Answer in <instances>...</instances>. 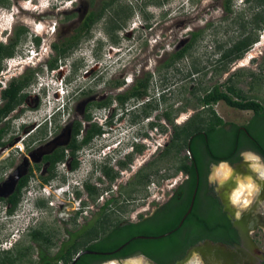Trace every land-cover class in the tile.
Segmentation results:
<instances>
[{"label":"flooded vegetation","instance_id":"flooded-vegetation-1","mask_svg":"<svg viewBox=\"0 0 264 264\" xmlns=\"http://www.w3.org/2000/svg\"><path fill=\"white\" fill-rule=\"evenodd\" d=\"M92 14L61 42L65 47L92 32L94 26L85 30ZM11 29L0 27V43ZM36 34L30 35L27 61L11 67H24L18 75L6 77L5 64L13 56L0 57V107L4 91L10 100L11 89L26 80L30 69L44 67L56 79L64 77V87L78 83L63 71L68 55H56L53 45L59 44L37 51ZM104 56H96L87 78L81 76L90 84L75 86L65 98L64 121L60 115L53 123L27 115L47 96L32 79L17 93L20 104L0 122V132L5 129L0 133V264H264V177L251 165L258 160L264 169V100L241 109L198 98L174 110L172 101L149 99L148 91L140 99H120L132 82L122 74L108 83L112 92L91 97L96 86L108 82ZM74 62L63 65L73 68ZM78 99L84 101L81 113L70 116ZM230 112L249 115L237 123L223 116ZM123 133L129 141L119 139ZM61 148L64 159L52 164ZM221 165L233 173L224 182L212 175ZM244 173L255 191L248 203L234 204V179ZM64 182L71 184L75 201L50 190ZM45 187L49 194L39 195ZM68 206L71 213L65 211ZM99 241L106 251L93 249Z\"/></svg>","mask_w":264,"mask_h":264},{"label":"rangeland","instance_id":"rangeland-1","mask_svg":"<svg viewBox=\"0 0 264 264\" xmlns=\"http://www.w3.org/2000/svg\"><path fill=\"white\" fill-rule=\"evenodd\" d=\"M105 1L109 0H94L93 4L91 0H10V8L0 7V27L9 28L12 25L10 37L5 38V32L1 36L3 44L12 40L16 29L23 27L27 31L15 48L13 59L5 64L6 77L13 73L18 75L23 70L24 67H11L21 59L27 61L26 53L32 48L30 43L32 33H37L39 37L38 45L33 42L37 51L41 47L47 48L49 44H60L74 33L87 14L96 13ZM122 11L129 13L125 19H123ZM262 19L264 21V0L259 5L253 1L233 0L231 12L223 9V0H117L106 9L102 18L94 25L92 32L81 38L78 46L68 52V58L63 64L74 60L73 68L63 64L61 66L63 71L71 72L70 79L75 80L76 83L78 81L76 85L90 84V78L87 80L81 76L87 78V71L93 60L97 59L96 56L105 55L108 82L96 86L91 97L112 92L108 83L115 78L119 80L125 75L132 81L125 84L124 91H126L135 81L143 79L146 73H149L152 78L148 98L172 101L174 110L178 109L180 102L201 98L205 91L216 84L222 91L233 85L247 99L262 103L264 100V27L256 25V23L263 25L260 22ZM54 23H56L55 26H53ZM115 24L120 26L113 29ZM49 29L52 33L48 32ZM191 32H199L201 36L189 54L171 68L164 69L163 64L168 56L186 43ZM245 36L256 39V42L241 59L230 62L225 72L219 74L218 70L222 64L218 63L217 59L225 50ZM97 40L102 42L96 47ZM51 50L55 55L52 48ZM30 66L32 67L31 63ZM30 71L34 72L32 69ZM52 74L53 72L49 70L47 72L44 67L34 72L32 82L39 81V85L47 89V96H44L37 111L27 113L28 116L34 117L32 121L48 116L45 113L48 104L52 106V110L61 108L58 106L61 101L57 103L54 99L56 75L53 77ZM69 102L71 103V100ZM28 104L32 105L31 102ZM83 105L84 101L78 99L70 116L80 115ZM54 112L56 115L51 118L52 123L58 115L63 116L61 122L67 118V111H63L62 108L61 111L54 110ZM94 112L97 116L99 115L98 111L94 110ZM130 114L133 117L132 113H127L128 116ZM248 115L249 113L230 112L223 116L237 123H243ZM8 136L12 135L8 134L6 138ZM119 137L122 142L129 139L124 133ZM105 151L107 149H104ZM101 157L103 153L100 154L99 159ZM82 170L84 175L86 165ZM67 183L47 189L53 191V188L68 187V190H71V184ZM2 190L0 188V191ZM32 193V196L37 195L35 192ZM55 196L63 199L64 195L55 192ZM67 208L65 211L71 213L69 212L71 208L69 206ZM62 217L65 215L63 214ZM17 236L19 233L14 238L17 239Z\"/></svg>","mask_w":264,"mask_h":264},{"label":"trees","instance_id":"trees-1","mask_svg":"<svg viewBox=\"0 0 264 264\" xmlns=\"http://www.w3.org/2000/svg\"><path fill=\"white\" fill-rule=\"evenodd\" d=\"M117 0H109L102 2L100 5L99 10L97 13L90 15L89 17L86 18L85 20V30L88 32L90 30L91 26H94L102 17L106 9L111 6L114 2ZM247 1H253L256 5H259L260 3L263 2V0H247ZM232 2L233 0H223V9L227 12H231V7H232ZM94 3V0H91V4ZM0 7L4 8H10V0H0ZM123 14V19H125L129 13L126 11H122ZM263 25H259V23L256 25L260 27H264V21L263 19L260 20ZM120 26L119 24H115L113 26L114 28H117ZM27 31L22 27L18 29L15 32V37L14 39L9 43V44H2L0 43V57H11L15 53V48L16 45L19 43L21 37L26 34ZM200 33L199 32H191L190 33V40L185 44V46L177 49L174 51L171 55H169L168 59L164 62L163 68L164 69H169L178 62L182 61L186 56L189 54L190 50L194 47L198 39L200 38ZM80 39H77L76 41H73L70 43L68 46L65 47L63 43L59 45H53V49L56 52V55H67L68 52L75 47ZM39 40L36 39V43L38 44ZM256 42V39L251 38L250 36H245L242 39L238 40L235 42L230 48L225 50L222 55H220L219 59H217L218 63L222 64L221 67L218 70V73L225 72L227 65L230 62H234L236 60H239L243 57V55L250 49L253 43ZM49 68L52 69L54 66L52 63H49ZM196 71V70H195ZM29 76L26 78L24 82H21L22 84L17 85L11 89V94L12 97L11 99H6L8 98V91H4L3 93V98H5L6 102L2 107H0V122L12 111L14 108L20 104V100H18L17 93L20 90V88L27 86L31 80L34 77V72L29 71ZM151 79V74L147 73L143 79L137 80L135 86H133L130 90H128L123 96L119 97L120 99L123 100H128L131 98L134 99H140L143 98L147 95L148 87H149V81ZM230 81H226L227 83ZM225 82V83H226ZM224 84V83H223ZM10 91V90H9ZM201 99H204L206 101H212V102H217V101H224L225 103H228L230 105H236L241 109H248L251 107H256L258 106V103H256L253 100H249L243 95L240 94L239 90L236 89L233 85L226 87L224 91L220 89L219 85H214L210 90L205 91V94L201 97ZM110 101V98H109ZM108 101V102H109ZM110 103V102H109ZM108 104V103H107ZM103 105V104H101ZM220 123V121H219ZM81 124H78V128L76 129L77 132L80 131ZM1 134L5 133V129H1ZM86 140V139H85ZM73 147V149L78 148L79 146H73L70 145L68 148ZM64 151L65 148H61L59 152L55 155L54 159L52 157V164H54L57 161H62L64 159ZM177 155H175L176 157ZM21 187L18 186L15 193H14V205L18 201L19 194L21 193ZM86 191L89 190L88 187H85ZM96 235V234H95ZM93 249L98 250V251H106L107 246L103 243V241H99L97 244L93 245ZM110 249V248H109Z\"/></svg>","mask_w":264,"mask_h":264},{"label":"bare ground","instance_id":"bare-ground-1","mask_svg":"<svg viewBox=\"0 0 264 264\" xmlns=\"http://www.w3.org/2000/svg\"><path fill=\"white\" fill-rule=\"evenodd\" d=\"M251 165L253 166V170L255 172H258L261 177H264V169L259 164L258 160L252 161ZM232 174L233 173L230 171V169L225 165H221L214 170L215 177H217L218 180L222 182L231 178ZM234 182L235 185L231 194L232 202L234 204H239L240 202H242L243 205L248 203L255 190L253 181L249 176H247V173H244L243 175H239V177L235 178Z\"/></svg>","mask_w":264,"mask_h":264},{"label":"clouds","instance_id":"clouds-1","mask_svg":"<svg viewBox=\"0 0 264 264\" xmlns=\"http://www.w3.org/2000/svg\"><path fill=\"white\" fill-rule=\"evenodd\" d=\"M140 25V24H139ZM54 73H55V71H54ZM55 80H54V83H55V85H56V88L55 89H53V93H54V95L55 94H57L58 95V98L57 99H55L56 100V102L58 103V102H60L61 101V103L58 105V106H61V108L63 109V111H64V109H65V105H66V103L64 102L65 101V98H67V97H69L71 94H72V92H74V90L76 89V87L75 86H77L75 83H73L72 85H71V88H70V86H63V84H62V82H63V80H64V77H62L61 79H56V78H54ZM43 85H45V84H43ZM42 87H44V86H42V85H39V88L38 89H45V87L44 88H42ZM51 108V109H50ZM61 108L60 107H58L57 109L55 108L54 110L55 111H57V112H59V111H61ZM45 113L48 115L46 118H47V120H50L53 116H55L56 115V112H54V110H52V106L50 105V104H48L47 106H46V108H45ZM49 113H48V112ZM127 141H129V139L127 138L126 139ZM72 188V187H71ZM52 189V188H51ZM57 188H55V189H53V194H55V190H56ZM58 189H61L59 192H58V194L59 195H64V196H66V194H67V192H66V189H62V188H60V187H58ZM39 192V195H45V196H47L49 193H45V191H38ZM43 192H44V194H43ZM57 193V192H56ZM63 196V197H64Z\"/></svg>","mask_w":264,"mask_h":264},{"label":"built area","instance_id":"built-area-1","mask_svg":"<svg viewBox=\"0 0 264 264\" xmlns=\"http://www.w3.org/2000/svg\"><path fill=\"white\" fill-rule=\"evenodd\" d=\"M43 190L45 191V193H48V189L46 187ZM60 190L61 189H57V190H55V192L58 193ZM66 192H67L66 196H68V198L70 200L75 201V197H74V193H73L72 189L71 190H68V187H67L66 188Z\"/></svg>","mask_w":264,"mask_h":264},{"label":"water","instance_id":"water-1","mask_svg":"<svg viewBox=\"0 0 264 264\" xmlns=\"http://www.w3.org/2000/svg\"><path fill=\"white\" fill-rule=\"evenodd\" d=\"M88 252L87 251H85V252H82L81 254H87ZM78 257V256H77Z\"/></svg>","mask_w":264,"mask_h":264}]
</instances>
